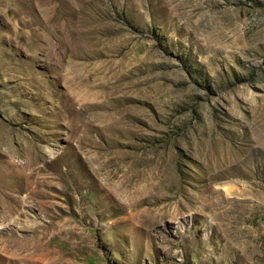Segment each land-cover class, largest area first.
<instances>
[{
	"label": "rangeland",
	"instance_id": "1",
	"mask_svg": "<svg viewBox=\"0 0 264 264\" xmlns=\"http://www.w3.org/2000/svg\"><path fill=\"white\" fill-rule=\"evenodd\" d=\"M3 171L0 264H264V0H0Z\"/></svg>",
	"mask_w": 264,
	"mask_h": 264
},
{
	"label": "bare ground",
	"instance_id": "2",
	"mask_svg": "<svg viewBox=\"0 0 264 264\" xmlns=\"http://www.w3.org/2000/svg\"><path fill=\"white\" fill-rule=\"evenodd\" d=\"M76 99V96H75V94L74 93H72V100H75ZM12 174H11V172H8V171H3V172H1L0 173V184L2 183V184H5L6 182H8V181H10V180H12L11 181V183H15V184H17L18 185V188L19 189H23L24 187H23V182L24 181H26V189H28V192H27V194H26V197H28L29 196V194H31V195H33L34 196V194H36V193H38V191H41V189L40 188H38V187H34V186H32V185H30V184H28V181H29V176H25V179L22 181V179L20 178V173H17V182H15L13 179H11L12 177ZM1 184V185H2ZM0 185V186H1ZM11 185V184H10ZM2 186H4V185H2ZM32 186V187H31ZM30 188H33V190H30ZM35 189H37V190H35ZM1 192V191H0ZM4 192V191H3ZM2 193V192H1ZM29 198V197H28ZM34 198V197H33ZM20 200V199H19ZM25 200V199H24ZM40 229H36L35 230V232L36 231H39ZM39 249H44V250H46V252L43 254V256H48V255H52L53 253H54V251H48V249L46 248H39ZM57 260V258L56 257H54V258H49L48 259V261H50V262H48L47 264H52V262L53 261H56Z\"/></svg>",
	"mask_w": 264,
	"mask_h": 264
}]
</instances>
